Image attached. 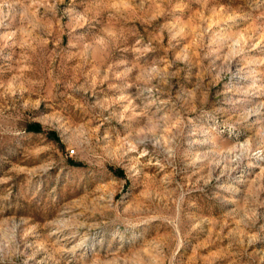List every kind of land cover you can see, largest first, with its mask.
<instances>
[{"label": "rangeland", "instance_id": "1", "mask_svg": "<svg viewBox=\"0 0 264 264\" xmlns=\"http://www.w3.org/2000/svg\"><path fill=\"white\" fill-rule=\"evenodd\" d=\"M0 264H264V0H0Z\"/></svg>", "mask_w": 264, "mask_h": 264}, {"label": "trees", "instance_id": "2", "mask_svg": "<svg viewBox=\"0 0 264 264\" xmlns=\"http://www.w3.org/2000/svg\"><path fill=\"white\" fill-rule=\"evenodd\" d=\"M30 130H38V127L33 126Z\"/></svg>", "mask_w": 264, "mask_h": 264}]
</instances>
